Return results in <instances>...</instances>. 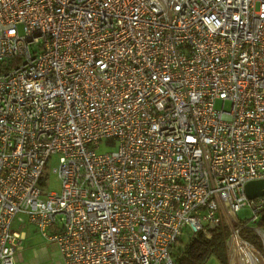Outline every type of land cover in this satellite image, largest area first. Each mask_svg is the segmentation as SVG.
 Segmentation results:
<instances>
[{
	"label": "built area",
	"instance_id": "2783aa9c",
	"mask_svg": "<svg viewBox=\"0 0 264 264\" xmlns=\"http://www.w3.org/2000/svg\"><path fill=\"white\" fill-rule=\"evenodd\" d=\"M259 179L264 0H0V264L24 222L63 264H173L219 225L264 264Z\"/></svg>",
	"mask_w": 264,
	"mask_h": 264
},
{
	"label": "trees",
	"instance_id": "16d2710c",
	"mask_svg": "<svg viewBox=\"0 0 264 264\" xmlns=\"http://www.w3.org/2000/svg\"><path fill=\"white\" fill-rule=\"evenodd\" d=\"M228 235L227 226L219 225L208 228L206 232H199L194 237L181 239L172 249L173 264H228L225 248ZM239 236L260 250V240L253 231L248 228L241 229Z\"/></svg>",
	"mask_w": 264,
	"mask_h": 264
},
{
	"label": "rangeland",
	"instance_id": "374dc122",
	"mask_svg": "<svg viewBox=\"0 0 264 264\" xmlns=\"http://www.w3.org/2000/svg\"><path fill=\"white\" fill-rule=\"evenodd\" d=\"M225 108L227 109L228 105H226ZM55 165V161H52L49 164V179L46 184L47 191H58L60 189V182L57 179V176L51 172ZM246 215L247 212L242 211L238 214V217ZM17 225L18 223H14L13 226L16 227ZM24 230L28 235L26 240L23 241L21 251L16 254L15 264H63L54 244L48 243L30 226L24 227ZM183 238L185 239V236H183ZM178 244L179 242L177 245ZM210 264L216 263L211 262Z\"/></svg>",
	"mask_w": 264,
	"mask_h": 264
},
{
	"label": "water",
	"instance_id": "95a60500",
	"mask_svg": "<svg viewBox=\"0 0 264 264\" xmlns=\"http://www.w3.org/2000/svg\"><path fill=\"white\" fill-rule=\"evenodd\" d=\"M244 192L248 199L264 195V179L249 181L244 186ZM264 220V217H262Z\"/></svg>",
	"mask_w": 264,
	"mask_h": 264
},
{
	"label": "crops",
	"instance_id": "0c3cea01",
	"mask_svg": "<svg viewBox=\"0 0 264 264\" xmlns=\"http://www.w3.org/2000/svg\"><path fill=\"white\" fill-rule=\"evenodd\" d=\"M15 223H16V222H15ZM27 226L32 227L33 230L36 231V229H35L32 225H30V224L24 222V227H27ZM17 227H19V226L17 225L15 229H18ZM24 227L21 228V229H22L21 232L24 234V238H25L24 241H25L26 238H27V235H28V234L25 232ZM182 240H183V239H182Z\"/></svg>",
	"mask_w": 264,
	"mask_h": 264
}]
</instances>
